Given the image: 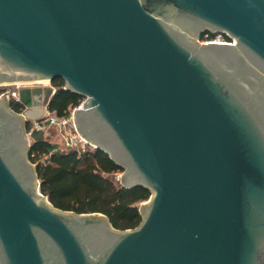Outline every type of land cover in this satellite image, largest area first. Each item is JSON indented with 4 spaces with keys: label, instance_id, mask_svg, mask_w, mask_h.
Here are the masks:
<instances>
[{
    "label": "water",
    "instance_id": "obj_1",
    "mask_svg": "<svg viewBox=\"0 0 264 264\" xmlns=\"http://www.w3.org/2000/svg\"><path fill=\"white\" fill-rule=\"evenodd\" d=\"M235 46L264 71V0H0V85L62 78L80 133L152 193L127 230L46 202L2 95L0 264H264V107L214 61ZM55 93L20 100L37 117Z\"/></svg>",
    "mask_w": 264,
    "mask_h": 264
},
{
    "label": "trees",
    "instance_id": "obj_2",
    "mask_svg": "<svg viewBox=\"0 0 264 264\" xmlns=\"http://www.w3.org/2000/svg\"><path fill=\"white\" fill-rule=\"evenodd\" d=\"M52 84L57 90L48 104L51 113L68 115L84 100L64 89L62 78H56ZM10 106L18 113L25 109L22 103L13 100ZM26 127L29 129L30 124ZM29 159L37 163L41 192L54 207L78 214L103 213L119 230L134 229L142 222L140 204L150 198L151 190L141 185L123 186L118 175L125 168L105 151L91 147L83 152L61 151L57 143L45 138L33 142Z\"/></svg>",
    "mask_w": 264,
    "mask_h": 264
},
{
    "label": "built area",
    "instance_id": "obj_3",
    "mask_svg": "<svg viewBox=\"0 0 264 264\" xmlns=\"http://www.w3.org/2000/svg\"><path fill=\"white\" fill-rule=\"evenodd\" d=\"M203 42L205 43H217V44H227V45H235L236 40L231 38L225 33L217 32L213 35L206 34L205 38H203ZM9 84L0 85V87H6ZM38 83H32L29 86H25L23 82H17L14 84H10L9 86H13V88H9L4 90L1 94L5 95V97L11 101L19 102L20 100V89L23 87H36ZM53 88V91L57 90V87L54 85H50ZM39 87H42L39 85ZM84 101V100H83ZM83 101L76 107H74L68 115L58 116L54 113H51L48 110V106L46 108V112L37 117H31L28 113V109H24L22 112H19L24 119L26 120V124H30V128L27 129V136L30 138L31 134L34 131H42L49 132L52 128H56L58 135L60 137L61 144L59 149L61 151H67L71 149H76L79 152L85 151L88 147L96 148L94 144H92L87 138H85L80 131L78 130L75 122V111L77 109H81L83 106ZM18 113V112H17ZM119 177V175H118Z\"/></svg>",
    "mask_w": 264,
    "mask_h": 264
},
{
    "label": "flooded vegetation",
    "instance_id": "obj_4",
    "mask_svg": "<svg viewBox=\"0 0 264 264\" xmlns=\"http://www.w3.org/2000/svg\"><path fill=\"white\" fill-rule=\"evenodd\" d=\"M206 34L213 35L214 32L208 31L199 34V42L205 43L203 38H205ZM216 54L217 57H214V61L220 67L229 69L235 79L244 84L247 89L251 88L255 99L264 107V71L260 68L257 61L252 59L239 46L223 49Z\"/></svg>",
    "mask_w": 264,
    "mask_h": 264
},
{
    "label": "rangeland",
    "instance_id": "obj_5",
    "mask_svg": "<svg viewBox=\"0 0 264 264\" xmlns=\"http://www.w3.org/2000/svg\"><path fill=\"white\" fill-rule=\"evenodd\" d=\"M24 84H25V86H29L30 84H32V83H38L40 86H42V87H48V86H50V85H53L52 84V82H50L49 80H46V81H43V80H35V81H28V82H23ZM10 85V84H9ZM9 85H7L6 87L4 86V87H0V90H7V89H9V88H13V86H9ZM38 85V86H39ZM7 99V98H6ZM7 101H8V107H9V100L7 99ZM27 125V124H26ZM26 125H24V129H25V133H26V136H27V127H26ZM44 134H45V132H44ZM47 135H49V133H46ZM45 134V135H46ZM47 137V136H46ZM27 140H28V143L29 144H33V142H34V140H33V138H29L28 136H27ZM49 141H51L52 143H59L60 142V140H59V137L57 136V135H55V136H52V139L51 140H49ZM32 164H33V166H37V163H33V162H31ZM124 172V171H123ZM123 172H120L119 173V180L121 181V177H122V175L124 174ZM115 179L118 181V179L115 177ZM41 197H43L44 199H45V201L47 202V196H45V195H43V196H41ZM149 200V199H148ZM147 200V201H148ZM142 203H144V202H142ZM140 204V208H141V206L143 205V204Z\"/></svg>",
    "mask_w": 264,
    "mask_h": 264
},
{
    "label": "crops",
    "instance_id": "obj_6",
    "mask_svg": "<svg viewBox=\"0 0 264 264\" xmlns=\"http://www.w3.org/2000/svg\"><path fill=\"white\" fill-rule=\"evenodd\" d=\"M37 100H39L40 99V96H38V95H35L34 96ZM46 108H47V106L45 105H42V104H40V105H37V106H35L34 108H33V114H37L38 116H40V115H42L43 113H45L46 112ZM46 133H49V135H47ZM46 134V135H45ZM45 134H44V137L46 138V139H48V140H51L52 139V136H55V135H57L58 137H59V135H58V132H57V129L56 128H52L49 132H45ZM47 136V137H46ZM59 140H60V137H59ZM55 143V142H54ZM59 146H60V144H61V141L59 142V143H57Z\"/></svg>",
    "mask_w": 264,
    "mask_h": 264
},
{
    "label": "bare ground",
    "instance_id": "obj_7",
    "mask_svg": "<svg viewBox=\"0 0 264 264\" xmlns=\"http://www.w3.org/2000/svg\"><path fill=\"white\" fill-rule=\"evenodd\" d=\"M44 81V80H43Z\"/></svg>",
    "mask_w": 264,
    "mask_h": 264
}]
</instances>
